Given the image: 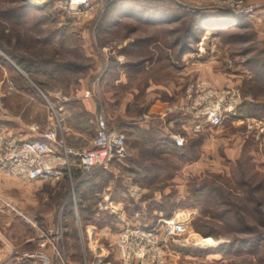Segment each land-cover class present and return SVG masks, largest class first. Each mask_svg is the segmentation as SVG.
I'll return each instance as SVG.
<instances>
[{
  "label": "rangeland",
  "instance_id": "rangeland-1",
  "mask_svg": "<svg viewBox=\"0 0 264 264\" xmlns=\"http://www.w3.org/2000/svg\"><path fill=\"white\" fill-rule=\"evenodd\" d=\"M243 1L255 8L250 17H234L201 0H115L104 14L95 8L80 16L62 0H0V133L18 132L30 141L32 125L60 121L78 126L88 146L101 111L111 128L123 122L117 104L128 90L136 91L124 110L128 118L154 114L146 101L151 80L187 90L200 79L215 87L239 86L243 95V118L193 138L186 162L178 159L172 170L149 175L144 191L121 181L119 173L115 179L105 173L92 177L93 186L88 180L80 195L81 184L69 178L29 184L0 172V248H24L40 230L60 222L70 237L69 256L78 252L88 221L119 232L106 212L114 205L96 198L93 206L89 192L117 186L121 197L126 184L131 198L122 196L132 222L122 227L153 226L170 217L188 227L178 242H169L163 264H264V0ZM219 10L228 16L207 13ZM130 41L139 46L140 60L158 67L135 74L128 90L107 86V98L109 53ZM185 164L192 167L185 171ZM28 249L38 250L33 243ZM121 260L112 254L97 264ZM86 261L91 262L87 253Z\"/></svg>",
  "mask_w": 264,
  "mask_h": 264
},
{
  "label": "built area",
  "instance_id": "built-area-1",
  "mask_svg": "<svg viewBox=\"0 0 264 264\" xmlns=\"http://www.w3.org/2000/svg\"><path fill=\"white\" fill-rule=\"evenodd\" d=\"M115 0H62L63 6L73 15L91 13L95 8L104 14ZM215 8L232 12V16L250 17L255 11L243 0H201ZM243 104L239 86L215 87L207 81L197 80L187 86L185 101L170 109L188 117L200 118L208 127L221 128L238 118ZM96 131L89 147L75 149L68 145L69 128L59 121L54 126L34 124L30 130L33 140L18 141L0 135V172L27 183L38 180H60L78 172L77 183L99 170L108 172L124 152L127 136L111 128L107 116L101 111L96 117ZM199 126L196 130H199ZM175 143L182 146L186 139L176 136ZM188 231L184 222L162 219L147 227L126 226L114 243L124 264H163L169 242H178ZM67 230L63 223L40 230L32 239L38 250L30 255L32 264H71L65 246ZM47 251H51V255Z\"/></svg>",
  "mask_w": 264,
  "mask_h": 264
},
{
  "label": "crops",
  "instance_id": "crops-1",
  "mask_svg": "<svg viewBox=\"0 0 264 264\" xmlns=\"http://www.w3.org/2000/svg\"><path fill=\"white\" fill-rule=\"evenodd\" d=\"M207 13H209V15L212 17H218V19L228 16V14L224 15V10L209 11ZM215 13L217 15H214ZM138 47L139 46L135 44V42L130 41L127 46L121 45L117 48H114L111 53H109L110 57H108V60H111L112 62L113 72L109 70V75L104 80V90L107 89V86L108 88H110V90L113 88V86L116 89L123 88L125 90H128V87L132 85V80L136 78L135 74H138L139 76L140 74L147 73L152 67H158L155 66V64H157L155 63L156 61H154V63H149L148 58L140 60V56H137L139 53ZM115 74V80L112 81V83L108 81L109 77L110 79H112V75L115 76ZM145 89H147L149 93L146 101L150 104V110L154 114L150 115V117H144L141 119L128 118L124 110L127 109L130 104H133L134 101H131V96L133 95L134 97L136 91L130 92L128 90V92L126 91V93H124V100L122 102L119 101L117 104L118 114L120 115L123 122L120 123L117 129L115 128L117 131L123 132V134L127 136V143L125 145L124 152L114 162L112 166L113 168L110 171L96 173L95 175L90 177L91 180L94 178V180L92 181L98 180L101 177L102 173L107 174V176L111 175V178L114 179L121 176V181L126 180L128 182H133V187H137L140 191H144L146 190L145 187H143L144 180H146L149 175H158L163 172L172 170V167L170 165L176 164V162H178V159L182 160V162H186L190 152L189 144L191 140L193 138L200 139L208 130L214 129L208 127V125H206L200 118L188 117L182 115L179 112L170 111L172 107H175L178 104H183L185 101L186 90H181L177 86V84L167 85L159 83L155 85L151 80L146 85ZM109 92L110 91L107 89V98L111 95ZM116 95L118 96L119 93H117ZM240 117L241 115L239 113L237 119H240ZM237 119L235 121H237ZM197 126L200 127L199 130H196ZM68 128V136L70 137L68 140V144L70 147L75 149H82L83 147H89L92 144V141H89L90 143L88 146L82 145L86 144V142L83 143V140L85 139L84 141H87L88 139L82 136V132L78 126H74L70 123ZM0 135L9 139H16L18 141L27 140L26 135L23 136L21 134H18V132H11L10 130H4L0 133ZM176 136L185 138L186 143L182 146H178L175 143ZM19 137L23 138L20 139ZM191 167L192 165L185 164L184 170L188 171V168ZM92 181L90 183H92ZM83 186L82 189H80V195H83L84 191H87L86 188L83 191ZM92 186L93 183L91 184V187ZM102 191L104 192L101 198L100 194L102 193ZM117 191H120L117 186L107 185L103 190L90 188L89 194L95 200V202L92 203L93 206H97L96 200L98 199H102L103 205H106V202H110L111 205H114L112 209H106V212L111 215V217L109 218V220L112 221L111 223H113L114 226H120V228H118V232L117 228L116 230L112 229L110 224L104 223V225L102 226V224L100 223L101 221H96V219H93L92 224L91 222H88L84 226L86 228L85 237L82 241L84 243V248L82 247L81 250L80 246L82 245V242H80L79 245H81L78 246L79 248L77 253L74 251L72 252V250H70L69 252L71 264H78L76 261H74L75 257L82 258V260L84 259L85 264H88L86 261V253L90 258V264L100 263L101 259L104 260L107 256H111L112 254L118 256V259H122L121 254L114 243L120 236V233L123 231L124 227L122 226L129 225L132 222V216H129L126 211V198L123 197L125 195L129 196L130 189L126 184H122V193H120L121 197H119V195H116ZM132 202H135L134 199H132ZM142 202L143 201H141V203ZM117 207L121 210H118ZM113 209H117L119 214L111 211ZM94 212H92V214ZM98 214L100 213L98 212ZM166 219L175 218L170 217ZM69 240L70 237L68 238V241ZM31 245L32 240L24 243V248L22 244L13 245L14 250L12 252H6L5 247H1L0 264H31L32 260L30 259V255L33 254V251H30L28 249V247ZM33 246L36 247L35 244H33ZM47 252L49 255H51V251ZM121 261L123 263V260Z\"/></svg>",
  "mask_w": 264,
  "mask_h": 264
},
{
  "label": "trees",
  "instance_id": "trees-1",
  "mask_svg": "<svg viewBox=\"0 0 264 264\" xmlns=\"http://www.w3.org/2000/svg\"><path fill=\"white\" fill-rule=\"evenodd\" d=\"M99 172H101V170H99L98 171V173ZM103 172V171H102ZM96 173V172H95ZM95 173H93V174H91V175H89V176H86V177H84L83 179H81L79 182H78V184H81L82 186H83V184H86V182H88V180L90 179V177L91 176H93V175H95ZM74 176H73V178H74V182L75 183H77V181H78V179H79V177H80V174L78 173V172H75L74 174H73ZM65 178H67V177H65ZM82 186L80 187V188H82ZM79 192H80V190H79ZM77 197V196H76ZM82 201V200H81ZM89 222V221H88ZM68 237V236H67ZM69 238V237H68ZM67 238V239H68ZM69 261H70V256H69ZM31 264H32V262H31Z\"/></svg>",
  "mask_w": 264,
  "mask_h": 264
}]
</instances>
